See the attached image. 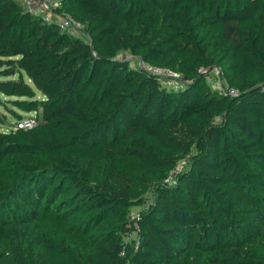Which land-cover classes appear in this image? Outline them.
<instances>
[{"label":"trees","instance_id":"1","mask_svg":"<svg viewBox=\"0 0 264 264\" xmlns=\"http://www.w3.org/2000/svg\"><path fill=\"white\" fill-rule=\"evenodd\" d=\"M60 9L88 42L0 0V264H264V0ZM212 67L237 97L210 87ZM142 188L154 201L136 218Z\"/></svg>","mask_w":264,"mask_h":264},{"label":"built area","instance_id":"2","mask_svg":"<svg viewBox=\"0 0 264 264\" xmlns=\"http://www.w3.org/2000/svg\"><path fill=\"white\" fill-rule=\"evenodd\" d=\"M18 2L23 10L30 15L40 18L43 23L57 27L60 31L65 32L69 36L81 39L85 42L89 41V37L84 33L82 25L73 20L65 11L61 10L63 0H14ZM144 70L150 74L161 76H175L176 73L160 67L146 65ZM211 75L206 77V81L220 95L235 98L238 91L226 85L225 83L215 81V77L210 79ZM25 125L27 122H25Z\"/></svg>","mask_w":264,"mask_h":264},{"label":"rangeland","instance_id":"3","mask_svg":"<svg viewBox=\"0 0 264 264\" xmlns=\"http://www.w3.org/2000/svg\"><path fill=\"white\" fill-rule=\"evenodd\" d=\"M123 32L127 35H130L132 38H134L136 40H138V38H139L135 32L131 31L127 27H123ZM145 48H146V43L139 42L137 44L136 50H137V52H142L145 50ZM137 52L122 51V52L117 53L116 59L127 61L130 69H132V70L144 69V67L147 64L142 60V58L140 57V54ZM209 75H211L210 79L212 77L213 78L215 77V81L219 80L220 82L228 85L226 77H224L222 75V72L220 71V69L218 67H212ZM160 81H161V85L173 88L174 90L177 89L178 87H181L183 84V80H182L181 76L178 75L177 73L175 76H163V77L161 76ZM210 87H212V86H210ZM217 94H218V92H217ZM36 95L39 96L40 94L38 92H36ZM8 119L11 120L10 117H8ZM30 123H31L30 121H27V124H30ZM199 149H200V145L194 144L189 149V155L187 157L180 158V160L178 161V163L176 165L174 174L188 170L190 167V163H189L190 156L197 153L199 151ZM127 166L136 172H141L143 169L142 164L138 160L129 161L127 163ZM138 195L142 196L145 199L144 200L145 202L143 205H141L139 207H135L133 209L132 215H133V217H136V218L139 216L140 213L146 211L148 209V207L154 201L153 190H149V191L144 193L143 188H142L138 191ZM134 238H135V235L132 234V235H130V236H128L122 240H123V242H127L129 240H133Z\"/></svg>","mask_w":264,"mask_h":264}]
</instances>
